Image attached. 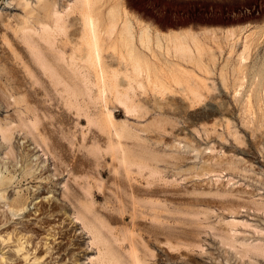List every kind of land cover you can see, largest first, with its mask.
Returning <instances> with one entry per match:
<instances>
[{
  "label": "rangeland",
  "instance_id": "374dc122",
  "mask_svg": "<svg viewBox=\"0 0 264 264\" xmlns=\"http://www.w3.org/2000/svg\"><path fill=\"white\" fill-rule=\"evenodd\" d=\"M17 1L0 0V124L8 128L12 126V132L8 130L10 138L4 139L0 133V179L4 182L0 189V235L4 238L0 239V264H95L98 253L92 234L95 220L93 226L82 223L81 214L75 213L80 207L79 202L91 206L90 213L100 209L99 213L106 216L109 224V231H104V225L101 230L108 236L111 233L112 239L116 237L118 243L114 242L115 246H120L125 254L135 243L133 250L138 251L137 255L144 261L142 264H264V0H117L120 11L129 12L134 30L140 28L139 22L141 26L147 24L150 30L148 48L151 51L142 48L150 62L146 71L150 72L146 73L144 68L137 77L132 73L126 76L122 71L106 75L105 80L108 84L110 78V84L103 92L105 100L98 99L93 104L85 94L75 91L80 105L78 109L73 105L66 108L69 97L62 85H54L52 79L49 81V77L45 75L44 78L37 71L35 75L27 73L25 65L30 68L33 61L19 38L17 24L25 16V11ZM27 1L32 5L37 3V0ZM73 1L55 0V6L64 12ZM76 11L74 8L65 19L68 20L66 23H72L66 34H56V43L66 55L71 54L70 39L78 32ZM43 20L51 24L49 18ZM71 21H75L74 25ZM187 30L197 33L200 45L199 53L190 43L194 56L191 60L187 58L188 61L176 59V55L173 57L174 50L167 49L163 39L159 47L153 34L156 31L183 33ZM106 48L102 51V60L109 61L113 68L121 67L116 55L121 46L116 44L115 48ZM11 49L15 53L12 54ZM185 71H189L188 75ZM89 79L94 80L92 76ZM114 79L116 84L113 85H118L119 91H128L131 96L129 104L134 106L135 103L128 109L130 113L117 101L115 87L111 85ZM129 81L130 88L127 87ZM91 88L92 95L99 94L96 84ZM87 111L95 118V124L88 123L84 115ZM108 111L114 121L110 129L103 122ZM44 112L49 113L48 117L51 113L52 117L57 116L47 118ZM34 113L39 118L35 125ZM21 114L24 118L18 120ZM24 119L33 122L22 126L25 122L20 121ZM28 125L35 131H32L34 138ZM60 132L64 133L61 135ZM117 140L120 141L119 151H126H122L123 156L127 154L132 165L134 162L146 165L143 170L130 165L128 175L131 182L135 181L132 187L139 193L136 198H150L164 204L174 201L178 205L179 210L170 214L165 212L171 215V219H159V222L181 229L185 227L182 219L187 216L185 209L191 212L194 226L191 224L190 227L196 228V231L191 229V233L197 234L193 236L197 241L191 237L193 234L187 238L191 243L193 241L192 245L183 240L184 246L172 243L170 245L178 248L172 246L171 249L164 243L161 232L155 230L158 220L152 219L151 222L146 215H133L129 209L132 206L129 186L126 183V188L123 184L125 178L119 176L128 171L124 169L125 164H117L120 153L113 147V150L107 149L109 142L115 144ZM91 141H94L92 145ZM43 147L47 152L42 150ZM52 150L56 153H51ZM121 165L123 168H119ZM154 169L157 170L155 173ZM117 178L123 181H117ZM78 185L88 186L87 193L84 194ZM143 188L153 189L154 196L148 195ZM77 193L86 195L89 203ZM73 196L83 197L77 200ZM123 230L128 236L124 237ZM151 230L156 232V240ZM130 239L134 240L131 242ZM19 242L22 250L16 253L15 244Z\"/></svg>",
  "mask_w": 264,
  "mask_h": 264
},
{
  "label": "bare ground",
  "instance_id": "6f19581e",
  "mask_svg": "<svg viewBox=\"0 0 264 264\" xmlns=\"http://www.w3.org/2000/svg\"><path fill=\"white\" fill-rule=\"evenodd\" d=\"M69 3V2H68ZM17 4L19 6H21L23 9L22 11L24 10L25 11V16L22 17V19H20L17 24L18 26V31H19V38L21 39V43L24 44V48L26 49L28 55L30 56V58L32 59L33 61V64L32 66H30V68H28V66L25 65V67H27V73H29L30 75L33 74L35 75V71L38 72V74H42V77H44L45 75L47 77H49V81L51 80L52 83L54 85H62L64 87V90H66L67 92L70 91V92H66L67 97H69V99H67V105H69L68 107H66L67 109H69L72 105L78 109L79 108V102L77 100V95L76 93H82L83 96L87 97L90 99V101L93 102V104L98 100L100 99L101 101H104L106 96H104L103 92L104 90H106L108 87H109V84H110V81H109V76H107L109 79H108V84L105 80V76L106 75H115L116 73H119L120 71H122L123 73H126V76L127 74L130 75L131 73L134 75V76H139L141 75L143 69L145 68V71L148 70L149 68V64L150 62H148L147 60V57H146V54L144 53L143 49L142 48H146L147 51L148 49L150 48L148 46L149 42H150V37L151 35L149 34V28L147 26V24H145L146 26H141V22L138 23V25L140 26V28L137 30H134V27H133V22L132 20H130V17H129V12H127L126 10H122L123 12L120 11L119 9V3L117 2V0H74L73 3H69L68 4V7L66 8V10L64 9V12H61L59 11L56 6H55V0L54 2H51L50 0H37V3H34L33 5L28 2L27 0H18L17 1ZM16 4V5H17ZM74 8H77V11L78 12V17H77V22L76 24L78 25V32H77V35L75 37V34H74V37L72 39H70V43H71V46H72V49H71V54L70 55H66V53L64 52V50L59 47L56 43V34H60V33H64L66 34V31L68 29V26L72 23H66V21L68 20H65L67 19L66 17L69 15V12L72 13V10ZM18 15V14H17ZM77 15V14H76ZM18 18V17H17ZM15 18V19H17ZM21 18V17H19ZM44 18H49L51 20V24L49 25L47 22H45L43 19ZM136 18V17H135ZM134 18V19H135ZM72 19V18H71ZM75 19V18H74ZM133 19V18H132ZM18 20V19H17ZM48 20V19H47ZM76 20V19H75ZM139 20V19H137ZM136 20V21H137ZM2 21V20H1ZM4 21V20H3ZM9 21V20H8ZM132 21V22H131ZM135 21V24H137ZM6 22V21H5ZM73 22V21H71ZM75 22V21H74ZM74 22H73V25H74ZM1 23V22H0ZM17 23V21H16ZM15 23V24H16ZM11 24V23H10ZM138 26V27H139ZM137 28V26H135ZM9 28L11 29V27L9 26ZM13 29V28H12ZM9 30V29H8ZM76 30V31H77ZM154 30V29H153ZM157 30V29H156ZM17 31V30H16ZM5 32V31H4ZM13 33V32H12ZM16 33V32H15ZM76 33V32H75ZM213 33V31H212ZM4 34V33H3ZM153 34H155V39H156V43L161 45V41L162 39L165 40V44H166V48L167 49H173V54L174 56L171 54L170 52V55H172L173 57H175V55L177 56V58H181L180 60L183 61L184 59H186L187 61L194 56H192V48L190 46V43L195 46L194 49L196 48L197 51H199V40H198V36H197V33L194 32V31H190V30H187L186 32H183V33H179V32H159V31H156L154 32ZM232 34V33H231ZM62 35V34H61ZM106 36L105 38H103V36ZM233 35V34H232ZM65 36V35H64ZM246 36V35H245ZM228 37V36H227ZM232 37V36H231ZM70 38V37H69ZM3 40V39H2ZM13 40V39H12ZM238 40V39H237ZM108 41V42H107ZM137 41V42H136ZM246 42V41H245ZM116 44H119V46H121V48L123 47L124 49L121 50V48L119 49L120 51H118V59H119V63L120 65L118 66H121V67H118V68H113L112 64L111 63H108V62H104V60H102L101 58V54H102V51L106 48H115L116 47ZM206 44V43H205ZM232 45V44H231ZM162 46V45H161ZM159 46V47H161ZM218 46V45H217ZM149 47V48H148ZM164 47V46H163ZM246 48V45L245 47ZM161 49V48H160ZM164 49V48H163ZM12 50V51H11ZM10 52L13 54L15 53L13 49H11ZM150 50V49H149ZM113 51V50H112ZM151 51V50H150ZM162 51V50H161ZM169 51V50H168ZM195 51V50H194ZM208 51H209V48H208ZM113 53V52H112ZM117 53V52H116ZM194 53V52H193ZM200 53V51H199ZM211 53V52H210ZM24 54V53H23ZM155 54V53H154ZM16 55V54H14ZM153 55V54H152ZM167 55V54H165ZM12 56V55H11ZM28 56V57H29ZM15 57V56H14ZM149 57V56H148ZM213 57V56H212ZM241 57V56H240ZM13 58V57H12ZM111 58V57H110ZM158 58V57H157ZM189 58V59H187ZM156 59V58H155ZM183 59V60H182ZM193 59V58H192ZM30 60V59H29ZM169 60H172V59H169ZM31 61V60H30ZM165 61V60H163ZM177 61V60H176ZM20 62V61H19ZM190 62V61H189ZM193 62V60H192ZM196 62V61H195ZM107 63V64H106ZM153 63V62H152ZM151 63V64H152ZM166 63V62H165ZM171 63V62H170ZM180 63V62H179ZM200 63V62H199ZM20 64V63H19ZM189 64V63H188ZM28 65V63H27ZM167 65V64H166ZM173 65V63H172ZM175 65V64H174ZM173 65V66H174ZM195 65V64H194ZM156 66V65H155ZM177 66V65H176ZM117 67V66H116ZM171 67V66H170ZM196 67V65H195ZM241 67V65H240ZM6 68V67H5ZM180 68V67H178ZM153 69V68H152ZM200 69V68H199ZM26 70V69H25ZM182 70V68L180 69ZM179 70V71H180ZM184 70V69H183ZM197 70H198V67H197ZM176 71V70H175ZM178 71V72H179ZM148 71H146L147 73ZM150 72V71H149ZM148 72V73H149ZM177 72V73H178ZM181 72V71H180ZM184 72V71H183ZM181 73V74H184V73ZM189 72V71H188ZM188 72L185 73L188 75ZM206 72V71H205ZM122 73V74H123ZM145 73V74H146ZM165 73V72H164ZM173 73V72H172ZM204 73V72H203ZM190 74V73H189ZM192 74V73H191ZM209 74V73H208ZM124 75V74H123ZM147 75V74H146ZM145 75V76H146ZM180 75V74H179ZM24 76V75H23ZM92 76V78H94V80H90L89 77ZM111 76V75H110ZM119 76V75H118ZM125 76V77H126ZM192 76V75H191ZM189 75V77H191ZM39 77V76H38ZM116 77V76H115ZM195 77V76H194ZM31 78V77H30ZM45 78V77H44ZM113 78V77H112ZM149 78V77H147ZM155 78V77H154ZM24 79V78H23ZM32 79V78H31ZM41 79V78H39ZM38 79V80H39ZM116 79V78H115ZM114 79V81H115ZM126 79V78H125ZM130 79V78H129ZM146 79V78H145ZM191 79V78H190ZM35 80V79H34ZM128 80V79H127ZM133 80V79H132ZM37 81V80H36ZM43 81V80H42ZM188 81V80H186ZM195 81V80H194ZM200 81V80H199ZM204 81V80H203ZM32 82V81H31ZM40 82V81H38ZM177 82V81H176ZM113 83L116 84V81L115 82H112L111 85H113ZM119 83V82H118ZM138 85H140V82L137 81ZM206 83V82H205ZM24 84V83H23ZM43 84V83H41ZM95 84L98 86L99 89V94L96 96L95 95H92V86H95ZM203 84V83H202ZM110 85V86H111ZM156 85V84H155ZM115 87V95H117V101L124 105L125 108H127V110L125 109V111L129 112L130 108H133L135 106V103H134V106L131 104H129L131 101H129L131 98V96H129V93L128 91H124V92H121L118 90V88H116L117 86L116 85H113ZM112 86V87H113ZM107 87V88H106ZM113 87V88H114ZM124 87V86H123ZM127 87L130 88L132 87L131 86V82L129 81L127 83ZM143 87V86H142ZM152 87V86H151ZM112 89V88H111ZM126 89V88H125ZM128 90V89H127ZM131 90V89H130ZM71 91H73L71 93ZM75 91H77L75 93ZM56 92V91H55ZM59 92V91H58ZM70 93V94H69ZM95 93V92H94ZM133 93V92H132ZM85 94V95H84ZM22 95V94H21ZM79 95V94H78ZM81 95V94H80ZM195 96V95H194ZM3 98V97H2ZM51 98V97H50ZM5 99V98H4ZM24 100V99H23ZM28 100V99H27ZM35 100V99H34ZM50 100V99H49ZM56 100V99H55ZM99 100V101H100ZM114 100V99H113ZM25 101V100H24ZM132 101H134L133 97H132ZM144 101V100H143ZM135 102V101H134ZM89 103V102H88ZM91 103V102H90ZM103 103V102H102ZM247 103V102H246ZM9 104V103H8ZM16 104V103H15ZM49 104V103H48ZM84 104V103H83ZM100 104V103H99ZM139 104V102H138ZM137 104V105H138ZM249 104V103H248ZM39 105V104H37ZM47 105V104H46ZM56 105V104H55ZM121 105V106H122ZM49 106V105H48ZM51 106V105H50ZM27 106H25V109H26ZM96 107V106H95ZM137 107V106H136ZM160 107V106H159ZM40 108L37 106V109ZM43 107H41L42 109ZM31 109V108H30ZM39 109V110H41ZM51 109V108H50ZM49 109V111H50ZM55 109V108H54ZM53 109V110H54ZM82 109V108H81ZM138 109V108H136ZM44 110V109H43ZM42 110V111H43ZM46 110H48V108H46ZM132 110V109H131ZM141 110V109H140ZM28 111V110H27ZM32 111V109H31ZM34 111V110H33ZM45 111V110H44ZM52 111V110H51ZM133 111V110H132ZM20 111L17 112L16 110V113H19ZM48 112V111H47ZM47 112H44V114L46 113L47 114V118H51L52 117V113L51 115L48 117L49 113ZM89 111L85 112L84 115L87 117V121L89 124H95V118L93 117L92 114L88 113ZM14 113V112H13ZM43 113V112H42ZM79 113V112H77ZM99 113V112H98ZM130 113V112H129ZM128 113V114H129ZM20 114V113H19ZM35 114V113H34ZM138 114V113H137ZM17 115V114H16ZM33 115V114H32ZM56 115V114H55ZM55 115L53 117H55ZM103 116V114H101ZM18 116V115H17ZM34 116V117H33ZM32 117L34 118V124L36 122H38L37 120L39 119L38 118V114L36 113L35 115H33ZM57 116V115H56ZM12 117V116H11ZM20 117H22V114L21 116L19 115V119H21ZM52 117V118H53ZM77 117V116H76ZM79 117V116H78ZM104 121L105 122V127L106 128H109L111 127V125H113L112 122L113 121V115L110 111H108L107 113L104 114ZM24 117H22L23 119ZM58 118V117H57ZM100 118V117H99ZM16 119V118H15ZM78 119V118H77ZM45 120V119H44ZM55 120V118H54ZM25 122L26 120H21L20 122L22 123ZM53 121V119H52ZM51 119H50V122H52ZM60 121V120H59ZM58 121V122H59ZM9 122V121H8ZM31 122V121H29ZM29 122H25L23 123L22 126H24V124H28ZM31 122V123H32ZM61 122V121H60ZM164 122V121H163ZM19 123V122H18ZM55 123V121H54ZM74 123V122H72ZM102 123V122H101ZM171 123V122H170ZM37 124V123H36ZM40 124V123H38ZM52 124V123H51ZM50 124V125H51ZM76 124V123H75ZM122 124V123H121ZM12 125V124H11ZM18 125V124H17ZM31 126H33L32 124H29ZM28 125V127L30 128V132L32 133V127H30ZM56 123L54 124V126L56 127ZM96 125H98L96 123ZM26 126V125H25ZM39 126V125H38ZM53 126V124H52ZM62 126V125H61ZM75 126V125H74ZM90 126V125H89ZM101 126V125H100ZM9 127V126H8ZM8 127H4V126H1L0 124V133H1V136H3L2 138L6 139V138H10L11 134L8 132H12V126H10V128ZM34 127V126H33ZM14 128V127H13ZM22 128V127H20ZM40 128V127H39ZM42 128V127H41ZM99 128V127H98ZM123 128V127H122ZM121 128V129H122ZM128 128V127H127ZM26 129V127H25ZM35 129V128H34ZM59 129V128H58ZM63 129V128H62ZM120 129V130H121ZM162 129V128H161ZM10 130V131H8ZM42 130V129H41ZM102 130V129H101ZM118 130V129H117ZM25 131V130H24ZM48 131V130H47ZM116 131V130H115ZM114 131V132H115ZM28 132V131H27ZM35 132V131H33ZM40 132V131H39ZM130 132V131H129ZM43 133V132H41ZM48 133V132H47ZM61 135L62 133L64 132H60ZM117 133V132H115ZM114 133V134H115ZM197 133V132H196ZM70 134V133H69ZM83 134V133H82ZM65 134H63L64 136ZM120 135V134H119ZM129 135V134H128ZM38 136V135H37ZM41 136V135H40ZM45 136V135H44ZM54 136V135H53ZM52 136V138H53ZM84 136V135H83ZM118 135H116L117 137ZM130 136V135H129ZM133 136V135H132ZM6 137V138H5ZM31 137V136H30ZM32 137L34 138V133H32ZM49 137V135H48ZM62 137V136H61ZM66 137V136H65ZM63 138L64 140L67 139L66 138ZM92 137V136H91ZM127 137V136H126ZM32 138V139H33ZM75 137H73L74 139ZM119 138V137H118ZM36 139V138H35ZM34 139V140H35ZM50 139V138H49ZM94 139V138H93ZM96 139V138H95ZM94 139V140H95ZM109 141V138L107 139ZM121 140V139H120ZM126 140V139H124ZM7 141V140H6ZM54 141V140H53ZM57 140L55 139V142ZM90 141V140H89ZM96 141V140H95ZM98 141V140H97ZM115 141V140H114ZM36 142V140H35ZM58 142V141H57ZM56 142V143H57ZM91 145L94 143V141H91ZM52 143V141H51ZM67 143V142H66ZM69 143V142H68ZM80 143V142H79ZM83 143V141L81 142V144ZM38 146L40 145L39 143H37ZM58 144V143H57ZM60 144V143H59ZM63 144V143H62ZM61 144V145H62ZM99 144V143H98ZM97 144V146H98ZM53 145V144H52ZM89 145V144H88ZM95 145H96V142H95ZM107 149L113 147V149L115 148L117 151H118V154L120 153V156L118 157V165L119 162L124 165L125 164V168L126 171H128L124 176L119 174V176L121 178H125V182H123L124 186L125 184L127 183L128 186H129V189L130 190V196H131V202H130V205H132L131 207H129L130 210H132L133 212V215H139L138 213L146 215L148 217H150L151 219V222L155 219L158 220V223H157V227L155 228L156 232H161V234L164 236V243H167V244H184L183 240H187V238L190 236V234H193L191 232H193L191 229H196V228H192L190 227V225L193 223V220H192V217H190V211L188 209H185L184 213L185 215H187L186 217H182L183 219V224L185 225V227L179 229V228H176V227H173L172 225H169L168 223H164V222H159V219H168L170 216L166 215L165 212H172L174 210H179V207L178 205H176L173 202H169V203H161L160 201H156V200H152L150 198H148V200H140V198H136L139 196V193H136V190L132 187V183L131 180L132 178L129 177V171H130V168L131 166H134V165H137V169L139 170H143V166L146 167V165L142 164H135L134 162V165H132L133 163H131V161H129L126 156L127 154L124 153V156L127 158L125 159V157L123 156V153L122 151L120 152V141H116L115 144H112L111 142H109L107 144ZM117 148H116V146ZM47 146V144L45 145ZM51 146V144H50ZM49 146V148H51ZM54 146L57 148L58 146H56V144H54ZM72 146V145H71ZM82 146V145H81ZM80 146V147H81ZM95 146V147H97ZM115 146V147H114ZM122 146V145H121ZM137 146V145H136ZM42 147V145L40 146ZM54 147V148H55ZM63 147V146H62ZM65 147V146H64ZM68 147V146H67ZM79 147V146H78ZM89 147V146H88ZM123 147V146H122ZM132 147V146H131ZM44 148V147H43ZM42 150L46 151L47 152V148L45 150V148ZM48 148V150L50 151V149ZM59 148V147H58ZM57 148V149H58ZM93 148V147H92ZM104 148V146H103ZM119 148V149H118ZM179 148V147H178ZM52 149V148H51ZM81 149V148H80ZM106 149V148H105ZM112 149V150H113ZM125 149V148H123ZM132 149V148H131ZM142 149V148H141ZM41 150V151H42ZM90 150V149H89ZM92 150V149H91ZM115 150V151H116ZM128 152L130 153V150L127 149ZM145 150V149H144ZM54 150H52L51 153H53ZM57 151V150H56ZM106 151V150H105ZM109 151V150H108ZM133 151V150H132ZM138 151V150H136ZM142 152V150H139ZM55 152V151H54ZM94 152V151H92ZM123 152H126V151H123ZM134 152V151H133ZM49 153V152H48ZM50 153V154H51ZM56 153V152H55ZM58 153V152H57ZM90 153V152H89ZM105 153V152H104ZM114 153V152H112ZM117 153V152H115ZM144 153V152H143ZM146 153V152H145ZM85 154V153H84ZM93 154V153H91ZM132 154V152H131ZM137 154V153H136ZM55 156V154H53ZM142 155V154H141ZM141 155L139 154L138 156L141 157ZM150 155V154H149ZM52 156V155H51ZM58 156V155H57ZM97 156V155H96ZM114 157V155H112ZM177 156V155H176ZM91 157V156H90ZM117 156H115L116 158ZM131 157V156H130ZM143 157V156H142ZM150 157V156H149ZM58 158V157H57ZM95 158V157H93ZM138 158V157H137ZM152 158V157H151ZM154 158V157H153ZM157 158V156L155 157ZM113 159V158H111ZM140 159V158H139ZM146 159V157H145ZM55 160V159H54ZM95 160V159H94ZM98 160V157L97 159ZM114 160V159H113ZM128 160V161H127ZM56 161V160H55ZM58 161V160H57ZM130 162V163H129ZM133 162V161H132ZM76 162H74L73 164H75ZM86 163V162H85ZM96 163V162H95ZM94 163V164H95ZM56 165V164H55ZM78 165V164H77ZM115 165V164H114ZM119 166V168L122 167ZM131 165V166H130ZM74 166V165H73ZM97 166V165H96ZM130 166V167H129ZM58 167V166H57ZM77 167V166H75ZM74 167V168H75ZM118 167V166H117ZM100 168V167H99ZM115 168V167H114ZM123 168V167H122ZM142 168V169H141ZM57 169V168H56ZM76 169V168H75ZM79 169V168H78ZM108 169V168H107ZM133 169V168H132ZM131 169V170H132ZM158 169V168H157ZM71 170V169H70ZM69 170V171H70ZM73 170V168H72ZM71 170V171H72ZM114 170V169H113ZM116 170V169H115ZM119 170V169H118ZM117 170V171H118ZM134 170V169H133ZM136 170V169H135ZM148 170H150L148 168ZM146 170V172L148 171ZM56 171V170H55ZM70 171V173H71ZM77 171V170H76ZM111 171V170H110ZM116 171V172H117ZM121 170H119L118 173H120ZM151 171V170H150ZM157 170L154 169V172L152 170L153 173H155ZM159 171V170H158ZM92 172V171H91ZM132 172V171H131ZM116 173V174H118ZM124 173V172H123ZM144 173V172H143ZM151 173V172H150ZM158 173V172H157ZM84 174V173H83ZM113 174V172H112ZM135 174V173H134ZM137 174V173H136ZM152 174V173H151ZM70 175V174H69ZM145 175V173H144ZM157 175V174H156ZM74 176V175H73ZM72 176V177H73ZM82 176V175H81ZM118 175H116L117 177ZM118 176V177H119ZM77 177V176H74V178ZM97 177V176H96ZM114 177V176H113ZM115 178V177H114ZM146 178H148L146 176ZM118 179V178H117ZM120 179V178H119ZM119 179L117 181H119ZM154 179V178H153ZM229 179V178H228ZM75 180V179H74ZM83 180V179H82ZM97 181L99 182L98 184L101 185V182H100V179L97 178ZM120 181L122 182L123 180L120 179ZM147 181V180H146ZM76 182V181H75ZM84 182V181H83ZM82 182V184H83ZM2 180L0 179V189L2 188ZM87 183V182H86ZM116 183V182H115ZM135 183V181H134ZM133 183V184H134ZM73 184V183H72ZM71 184V185H72ZM76 184V183H75ZM114 184V183H113ZM118 184V183H117ZM137 184V183H136ZM84 185V184H83ZM106 185V184H105ZM116 185V184H115ZM119 185H120V182H119ZM118 185H116V188H117ZM123 186V185H121ZM128 186H125L126 188ZM140 186V185H139ZM149 186V185H148ZM67 187V186H66ZM65 187V188H66ZM75 187V186H74ZM78 187H80L78 185ZM111 187V186H110ZM125 187H122V188H125ZM89 189L88 186H82L80 187V190L82 189V191L85 193H87V190ZM101 188V187H100ZM120 187V189H122ZM126 188L124 190H126ZM160 188V187H159ZM77 189V187H76ZM87 189V190H86ZM138 189V188H137ZM146 189V188H143V190ZM79 188H78V191H80ZM98 190V189H97ZM118 190V188H117ZM124 190H121L122 192H124ZM67 192L69 190H66ZM73 191V190H72ZM71 191V192H72ZM120 191V192H121ZM139 191V190H137ZM64 192V191H63ZM82 192V193H83ZM107 192V191H106ZM109 192V191H108ZM141 192V191H140ZM145 192L149 195V193H151V196H152V193L154 194V190H145ZM143 192V193H145ZM66 193V192H65ZM81 193V192H80ZM126 193V192H125ZM124 193V194H125ZM129 193V192H128ZM73 194H75L73 192ZM78 194V193H77ZM90 194V193H88ZM88 194H87V197H88ZM109 194V193H108ZM112 194V193H110ZM116 194V193H115ZM138 194V196H137ZM68 196V194H66ZM70 195V194H69ZM79 196L80 195H83V194H78ZM129 195V194H127ZM144 195V194H143ZM146 195V194H145ZM156 195V193H155ZM167 195V194H166ZM78 196V197H79ZM84 198H86V195H83ZM81 196V197H83ZM122 196V195H121ZM124 196V195H123ZM147 196V195H146ZM154 196V195H153ZM152 196V197H153ZM159 196V195H158ZM157 196V197H158ZM0 197H1V194H0ZM70 197V196H69ZM68 197V199H69ZM72 197V196H71ZM75 196H73L74 198ZM78 197L76 198L78 200ZM79 197V198H81ZM107 197V196H106ZM110 197V196H109ZM120 197V196H119ZM126 197V196H125ZM129 197V196H128ZM143 197V196H142ZM141 197V198H142ZM150 197V196H149ZM108 198V197H107ZM111 198V197H110ZM156 198V197H155ZM116 199V198H115ZM71 198H70V201H68L69 203L71 202ZM86 201L87 198L85 199ZM122 200V198H121ZM252 200V199H251ZM75 200H73L74 202ZM90 201V200H89ZM88 201V203H89ZM110 201V200H109ZM117 201V200H116ZM120 201V200H119ZM124 201V200H123ZM170 201V200H169ZM78 202V201H76ZM126 202V201H125ZM165 202V201H164ZM121 203V202H120ZM256 203V202H255ZM258 203V202H257ZM72 204V203H71ZM70 204V205H71ZM74 204H78V203H74ZM80 204V205H79ZM78 206L80 207H77L76 208V214H81L80 217L82 219V223H84V225L86 226H91L92 224H94V221L95 220V231L93 232L92 231V234L93 235V240L95 241V245L98 246V253L94 259L95 261V264H142V258H140V256L137 255L136 253V250H133V248L135 247L136 248V244L135 243H132V246H131V251L129 250V252L127 254L124 253V251L121 250V248H119L118 246H115L114 242L116 241L114 238L116 237H113V239L111 238V233H109V236L106 235V233L104 231H106L105 229H107L109 227V224L107 222V219H106V216H103V214L99 213L100 209L98 210H95V212H91L90 213V207H88L87 203H81L79 202ZM122 205L124 203H121ZM73 205V204H72ZM129 206V205H128ZM263 206V205H262ZM76 207V206H75ZM122 207V206H121ZM126 207V206H125ZM124 207V208H125ZM186 207V206H185ZM78 208H80V210H78ZM128 208V207H126ZM73 209V208H72ZM96 209V208H94ZM78 210V211H77ZM103 210V209H102ZM122 210V209H121ZM128 210V209H127ZM256 210V209H255ZM262 210V209H261ZM81 213H78L80 212ZM104 211V210H103ZM116 211V210H115ZM192 211V210H191ZM126 212V211H125ZM90 213V214H89ZM106 213V211H105ZM95 214V215H94ZM108 214V213H107ZM113 214V212H112ZM121 214V213H120ZM123 214V213H122ZM121 214V215H122ZM195 214V213H194ZM105 215V214H104ZM193 215V214H192ZM199 215V214H198ZM77 216V215H76ZM109 216V215H108ZM130 216V215H129ZM196 216V215H195ZM203 216V214H202ZM15 217V216H14ZM180 217V216H179ZM77 218H79V215L77 216ZM134 218V217H133ZM173 218V217H172ZM80 219V218H79ZM110 219V218H109ZM115 219V218H114ZM142 219V218H141ZM153 219V220H152ZM171 219V218H169ZM177 219V218H176ZM198 219V218H197ZM119 220V219H118ZM175 220V219H174ZM180 220V219H179ZM196 220V219H195ZM154 221V222H155ZM161 221V220H160ZM169 221V220H168ZM167 221V222H168ZM177 221V220H176ZM197 221V220H196ZM110 222V221H109ZM135 222V220H134ZM141 222V221H140ZM178 222V221H177ZM195 222V221H194ZM225 222V221H224ZM231 222V221H230ZM236 222V221H235ZM137 223V222H136ZM135 223V224H136ZM156 223V222H155ZM232 223V222H231ZM89 224V225H88ZM134 224V223H133ZM152 224V223H151ZM150 224V225H151ZM101 225H104L102 227H104V231L101 230ZM138 225V224H137ZM141 225V224H140ZM144 225V224H143ZM142 225V227H143ZM146 225V224H145ZM144 225V226H145ZM156 225V224H155ZM154 225V227H155ZM176 225V224H175ZM193 225V224H192ZM191 225V226H192ZM201 225V224H200ZM234 225V224H233ZM93 226V225H92ZM108 226V227H107ZM194 226V225H193ZM179 227V226H177ZM182 227V226H181ZM49 228V227H48ZM90 228V227H89ZM88 228V229H89ZM148 228V227H147ZM12 229V228H11ZM103 229V228H102ZM124 229V228H123ZM128 230V228H126ZM140 229V228H139ZM108 230V229H107ZM122 230V229H121ZM125 230V229H124ZM123 230V231H124ZM159 230V231H158ZM8 231V230H7ZM109 231V230H108ZM111 231V229H110ZM148 231V230H147ZM150 231V229H149ZM196 231V230H195ZM12 232V231H11ZM107 232V231H106ZM127 231H124V234L121 233V235L124 237L125 236H128V232L126 234ZM152 234L154 236V239L157 237H155V234L156 232L153 230H151ZM150 232V233H151ZM198 232V231H197ZM200 232V230H199ZM49 234V233H48ZM202 234V233H201ZM120 235V236H121ZM157 235H159V233H157ZM156 235V236H157ZM195 234H193L191 237L194 238L195 236H197V234L194 236ZM194 236V237H193ZM123 237V239H124ZM149 237V236H148ZM190 237V239H191ZM44 238V237H43ZM47 238V237H46ZM186 238V239H185ZM228 238V237H227ZM0 239L4 240V238L2 237V235H0ZM9 238H7L8 240ZM117 239V238H116ZM136 239V238H135ZM140 239V238H139ZM155 239V240H156ZM161 239V238H160ZM159 237H158V240H160ZM189 239V238H188ZM195 239V238H194ZM24 240V239H23ZM122 240V238H121ZM125 240V239H124ZM123 240V241H124ZM129 240V239H128ZM127 240V241H128ZM134 240V239H133ZM132 240V241H133ZM162 240V241H163ZM10 241V239H9ZM118 241V240H117ZM131 241V239H130ZM131 241V242H132ZM136 241V240H135ZM138 241V240H137ZM136 241V243H137ZM189 241V240H187ZM192 241V240H191ZM195 241H197L195 239ZM230 241V240H229ZM1 242V241H0ZM11 242V241H10ZM43 242V241H42ZM141 242V241H140ZM145 242V241H144ZM160 242V241H159ZM190 242V241H189ZM5 243V242H3ZM46 243V242H45ZM115 243H118V242H115ZM130 243V242H129ZM139 243V241H138ZM142 243V242H141ZM188 243V242H187ZM193 243V241H192ZM192 243L190 242V245H192ZM195 243V242H194ZM16 245V253H19V251L22 250V243H17L15 244ZM31 245V244H30ZM35 245V244H34ZM118 245V244H117ZM139 245V244H138ZM144 245V244H143ZM147 245V244H145ZM160 245V244H159ZM164 244L162 243V246ZM174 245H170L171 249H172V246L173 248H178ZM180 245V246H182ZM185 245H186V242H185ZM188 245V244H187ZM123 246V245H122ZM141 246V245H140ZM184 246V245H183ZM24 247V246H23ZM26 247V246H25ZM44 247V246H43ZM147 247V246H146ZM169 247V246H168ZM189 247V245H188ZM199 247V246H197ZM123 248V247H122ZM174 248V249H175ZM33 249V248H32ZM40 249V248H39ZM45 249V248H44ZM97 249V247H96ZM124 249V248H123ZM170 249V248H168ZM138 250V249H137ZM144 250V249H143ZM147 250V249H146ZM183 250V249H182ZM166 251V250H165ZM148 252V251H147ZM168 252V251H167ZM178 252V251H177ZM25 254V253H24ZM46 254V252L44 253ZM54 254V253H53ZM143 254V252H142ZM149 254V252H148ZM18 255V254H17ZM34 255V253H33ZM39 255V254H38ZM47 255V254H46ZM24 256V255H23ZM147 257V255H145ZM33 257V256H32ZM44 257V255H43ZM55 257V256H54ZM53 257V258H54ZM149 257V256H148ZM34 259H37V257H33ZM91 258V257H90ZM41 259V258H40ZM45 259V258H44ZM55 259V258H54ZM91 261V260H90ZM28 262V261H27ZM69 262V261H68ZM150 264V263H149Z\"/></svg>",
  "mask_w": 264,
  "mask_h": 264
}]
</instances>
